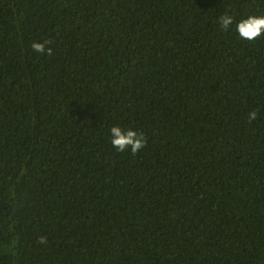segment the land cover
Listing matches in <instances>:
<instances>
[{"label": "trees", "instance_id": "trees-1", "mask_svg": "<svg viewBox=\"0 0 264 264\" xmlns=\"http://www.w3.org/2000/svg\"><path fill=\"white\" fill-rule=\"evenodd\" d=\"M250 15L264 0H0V264H264ZM115 125L146 146L118 152Z\"/></svg>", "mask_w": 264, "mask_h": 264}, {"label": "clouds", "instance_id": "clouds-1", "mask_svg": "<svg viewBox=\"0 0 264 264\" xmlns=\"http://www.w3.org/2000/svg\"><path fill=\"white\" fill-rule=\"evenodd\" d=\"M219 27L227 32L235 22L234 16L227 11L218 17ZM236 31L239 36L245 40H255L261 35H264V15H250L245 19L236 22ZM47 41L33 42L31 47L33 51L44 55H51L52 50L45 47ZM258 110H252L248 113L249 122L256 120ZM112 137L111 144L118 152L130 151L132 155H136L141 149L146 146L147 137L143 131H136L132 128H122L119 125L112 126L110 129ZM41 243H46V238L40 237Z\"/></svg>", "mask_w": 264, "mask_h": 264}]
</instances>
